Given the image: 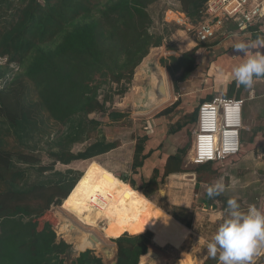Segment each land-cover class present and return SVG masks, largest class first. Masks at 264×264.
Masks as SVG:
<instances>
[{
	"label": "trees",
	"instance_id": "16d2710c",
	"mask_svg": "<svg viewBox=\"0 0 264 264\" xmlns=\"http://www.w3.org/2000/svg\"><path fill=\"white\" fill-rule=\"evenodd\" d=\"M157 1L0 0V58L7 57L8 62L21 68L14 79L0 88V119L16 133L21 130L17 133L19 140L20 137L27 139V128L34 127L47 138L48 149L56 147L48 151L53 163L42 166L40 158L16 153L7 147V141H0V264H64L60 257L68 245L64 241L57 243L52 230L55 220L50 213L52 206L61 204V209L84 225L93 227L100 220L110 225L108 234L115 238L112 242L117 247L116 264H139L141 257L147 255L153 233L149 230L135 234L124 232L140 221L149 206L162 213L171 238L179 231L176 221L190 228L192 213L188 210L170 212L150 200L170 174L186 172L184 157L190 140L158 167L153 161L161 160L164 140L158 147L147 150L150 137L140 134L136 138L130 176L115 177L93 161L119 148L118 142L108 143L102 138L83 152L70 151L71 145L89 141L101 125L99 121L88 120L90 115H107L111 121L126 117L118 112L107 113L106 104L112 96L106 92L100 99V90L113 84L131 85L136 67L152 49L162 47L164 36L150 32L153 20L148 8ZM177 1L178 13L195 22L207 0ZM202 47L197 46L176 60L174 69L178 73L171 72L170 77L178 94L185 93L182 88L187 87L190 77L200 78L204 70L208 71L206 50L202 52L204 61L197 63V51ZM161 64H164L162 59ZM6 74L7 70L0 67V78ZM234 86V83L229 85L225 97L232 96ZM128 91L123 88L119 95ZM213 95L208 92L198 104L195 100L187 121H177L174 129L171 123L178 117L176 111L182 99L162 110L158 117H171L173 121L166 123L163 132L174 135L184 131L186 124L194 125L198 107L211 101ZM190 131L186 130L189 138ZM14 158L20 165L35 168L43 180L29 184L26 170L13 169ZM90 159L82 176L72 171L54 172L56 163L69 165ZM215 163L197 165L194 170L197 183L207 185V189L219 175ZM47 172H53L56 180L45 178ZM128 189L133 195L119 209L117 203ZM205 199L209 208L215 209L217 203L221 211H228L229 199L221 195L209 198L207 194ZM239 204L242 210H247ZM149 213L142 223L150 216L156 224L159 216ZM217 263L218 258L212 256L204 262ZM72 264L104 263L87 251Z\"/></svg>",
	"mask_w": 264,
	"mask_h": 264
},
{
	"label": "rangeland",
	"instance_id": "374dc122",
	"mask_svg": "<svg viewBox=\"0 0 264 264\" xmlns=\"http://www.w3.org/2000/svg\"><path fill=\"white\" fill-rule=\"evenodd\" d=\"M170 9L172 11H176L179 9L177 0H158L155 4H153L152 6L148 8V12L153 20V25L150 29V32L152 34H160L164 36L163 45L160 49L158 48V50H160L161 59L163 60V63H164L162 67L165 69L167 78H168L170 94H171V99L169 100V102L146 116L125 114L126 116L125 118L118 120V121H113V122L107 119V115L92 114L88 117V120L93 119V120L101 122V125L107 126V128L109 129H107L105 133L108 134L110 138H115L116 140L115 142L120 143V147L122 143L125 145L129 144V142L135 138L132 135L135 134V136H137L136 131L141 129L145 125V122L152 120V118L155 117V115L158 112H160L161 110H163L164 108L168 106H171L177 99L181 98L180 96H178L180 94H178L174 90L172 80L170 77V73L172 72L174 75H177L178 71L174 69V67L177 65L176 60L183 53L191 50L192 46L188 45L190 43L189 42L190 36L187 37L184 34L177 33L178 31H182L183 27H180L179 25L173 22L172 23L167 22L168 20L166 19V15L168 13H172L171 11H169ZM152 50L150 52H152ZM200 50L203 51V49H200ZM202 51L201 52L199 50L197 51V53H199L198 56H201V59H199L200 64L205 59L204 57L202 58V55H203ZM220 54L222 53H219L218 55ZM202 77L200 78L190 77L188 79V82L186 83L187 85V87L185 88L186 90L182 88V91H189V92L194 91V93L197 92L196 94H191L188 92L187 96L182 97L181 105L179 106L177 112L181 118L183 117L182 118L183 122L187 121L189 114L191 112L190 107H191V104L193 103L192 98L202 93L203 94H207L208 92L213 93L215 90L214 84H213L214 78L210 77L211 78L210 80V78L208 77V71L204 70ZM5 82H7L5 79H0V88L4 85ZM123 88H128L129 91L124 95H119V92ZM133 89H134L133 82L129 86L127 85V86L120 87V86H116L113 84L111 87H103L100 90V99L103 97V95L106 92H109V94L112 96L110 102L106 104L107 113L115 111L118 108H121L124 105V102L127 96ZM29 126H32V124ZM34 126H37V125H34ZM171 127H174V126H171ZM193 127L194 125H187V124L184 126L185 129L181 133L182 136L179 137L177 140L178 146H182L187 143L188 137L186 135V130L193 129ZM57 128L58 127H56V129ZM17 133H21V130H18ZM17 133L15 132L13 127L10 126L4 119H0V141L2 140L7 141L6 144L8 145L7 147L9 149H11L12 151L16 153L21 152V153L28 154V155L32 154L40 158L41 163L45 166H48L53 163L52 159L48 157V151L56 147H51L48 149V146L46 143L47 138L43 136L40 130L38 131V129L34 127L27 128L28 137L27 139H23V140L21 137L19 140ZM102 137H104L103 131L101 129H97L94 133L91 134V139L83 143V147L77 146V144L75 143L71 145L70 151L73 153H78L79 150L81 149L84 150L90 143H93L95 140L102 139ZM19 141H21L22 143H19ZM174 142L175 141H170V144L172 147L175 146ZM241 145L243 146V144ZM242 146H241L239 155H237L240 158L242 156L243 151H248L246 147L243 148ZM126 152H128V150L122 153V157L124 161L127 155ZM235 159L238 160L237 158ZM89 161L91 160L78 161V162H75L70 167L60 166L59 170L62 173H68L71 171L76 172L82 176V173L84 169L88 166ZM93 161H96L99 165H101L107 171L111 172L115 177L118 176L121 170L127 172V174H130L129 173L130 163H128L127 161L125 164L121 163L120 161L113 162L111 159H109V157L93 158ZM225 161L226 160L215 163L214 168H217L219 170V173L228 164ZM14 162L16 164H14L13 169L20 168V169H24L27 171L28 176H29L28 178L29 184L30 183L34 184L36 182H40L41 180H43L42 177L37 174V172L35 171V168L31 166L27 167L26 165L18 164V161L16 158H14ZM184 168L189 172L194 171L196 168V166L193 163L192 149L190 148L184 159ZM49 177L54 180H56L57 178L53 175L45 176V178H49ZM177 184H181V183L177 182L176 179H171L170 181H167L166 179L165 183L160 186L158 193L155 194L151 200L156 205H160L159 207H164V208H167L170 212H174L172 207H170L168 203L170 199L172 201H175L176 191L181 193V189H179V187L177 188ZM183 190H184L185 195L188 194L185 187L183 188ZM71 193L72 191L70 192V194ZM70 194L68 195V197L70 196ZM193 199H194V202L197 203L196 204L197 206L198 205L201 206L200 202H196V198L193 197ZM61 207H62V204L59 207L52 206L50 213L52 214V212L53 213L56 212V210L61 209ZM217 209L220 210V205L219 204L217 205L216 203V208L211 209V211H218ZM176 210L181 212V210L179 209H176ZM63 212H65L67 217L74 220L75 223L77 225H80L84 230L95 233L104 244L108 246L114 244L112 240L108 239L110 237V235L108 234L110 225L106 224V221L100 220L97 222L96 226H93V227L87 226V225H84L80 220L75 218L73 215H71L67 211L63 210ZM224 212L227 213V211H224ZM155 213L157 214V216H159L156 224L152 223L151 217L149 216L147 220H144V223H142V225H140L137 228H133L129 232H126L128 234H135V233H141L146 230H149L153 233L151 240L154 243H151L149 251L156 253L158 255V258H152L150 255H144L141 257L139 264H196L192 259H194L199 264L200 263L204 264V262H206L207 258L210 256L207 251V243L211 241L218 226L223 222V219H225V217L227 216V214L226 216L222 214L220 218L221 220L214 219L211 221L210 216L205 214L206 212L201 213L200 216L195 217L193 223L191 221L192 227L190 226V228L188 229H185L177 222L179 224V226H177L179 231L177 232L174 238H171L172 233L171 231L166 229L165 227L166 222L163 218L162 213L159 210H156ZM53 219L55 220L54 217ZM55 225H56V220H55V224L53 225V227ZM192 232L197 233L199 235L200 240L195 235H193ZM166 239H168V241H165ZM255 258H254V264H261V262H259V258L258 259L257 258L255 259Z\"/></svg>",
	"mask_w": 264,
	"mask_h": 264
},
{
	"label": "crops",
	"instance_id": "0c3cea01",
	"mask_svg": "<svg viewBox=\"0 0 264 264\" xmlns=\"http://www.w3.org/2000/svg\"><path fill=\"white\" fill-rule=\"evenodd\" d=\"M179 9H180V5H179ZM179 9L176 11H172L170 9L169 11H171L172 13L176 15H180L183 17V15L178 13ZM198 18L199 17H197V19ZM227 32H228L227 34L221 37H217L216 39L211 40L207 43H203V44L197 43L189 37L190 43L188 44L189 46H192L191 50L197 46H203L202 47L203 51L206 50V53H208V57H207L208 77L214 78L213 84H214L215 90L213 92L214 94L213 98L215 96H220V95H223L225 97L226 96L225 94H228L229 85L231 83H234L235 86H234L232 96H228L225 98L244 100V106L242 110V122L244 123L243 125L244 129H242L241 131V142H242L241 144H243V146L242 145L241 146L243 148L246 147L248 151H243L241 158L233 157V158L226 160L225 162L228 164L219 173L218 178L215 181H213V184L219 181L225 185V191L220 194L222 197L227 198V199L235 198L237 199V201L241 202V205L245 207L246 209L249 207V205H255L259 210L264 211V78L254 80V84L251 89H246L243 86L237 87L234 80L232 79V69L240 65L241 63H243L245 59L247 58L246 56L242 54H238L237 52L234 51V44L241 42V41L253 42L258 37H264V24L260 26L257 25L251 28L250 30H248V32L239 33V34L234 29L233 26H229ZM177 33H181L187 36L185 33H183V30L178 31ZM191 42L193 45H191ZM201 51L202 50H200V52ZM219 53H222V54L218 55ZM198 54L199 53H197V57H198L197 63L200 65L199 59H201V56H198ZM258 54H264V47L257 45L256 47L250 49L249 51V55H258ZM188 92L189 91H185L184 94L182 95L180 94L178 96H180L182 99L183 96H187ZM189 93L196 94L197 92L194 93V91H191ZM210 94H212V92ZM204 96L205 94L203 93L198 94L195 97L193 96L194 98H192L193 100L192 104L196 102L195 100H197V104H198L200 98H203ZM160 112H158L155 115V117L152 118V120L145 122V125L141 129L138 128L139 130L136 131L137 136L133 134L132 136L135 138L132 139L129 142V144L125 145L122 143L121 147L114 149L106 154L99 155L95 158L109 157V159H111L113 162L120 161L123 164H125L127 161L128 163H130L129 173L131 174V163L133 161V154H134L136 138L140 134H146L150 137L147 150L153 149V147H156V146L158 147V145L164 140L163 147L160 149V152L162 153L161 160L157 161L158 159H156L153 161L155 165H158V167H161V165L163 164L167 156L172 155V154L174 155L177 152V150L184 147L185 145L178 146V142H177L178 138L182 136L181 133L183 132V130L181 132L179 131L175 133L174 135H168L167 132L166 133L163 132V128L167 127L166 123L173 122V121H171V117L169 119L164 118V117H158V114ZM176 116L178 117H176L174 119V122L171 123L172 126H174V124L177 121H181L182 123H185L182 121L183 117L181 118V120H179L180 117L177 111H176ZM196 118H197V113L195 114L194 127L190 131V138L187 136L188 140H190V147H189L190 149H192L193 132L196 129ZM107 119L109 120L108 117ZM172 128L174 129L175 126ZM98 129H101L103 131L104 137L102 138L105 139L108 143L116 141L115 138H110L108 134L105 133V131L109 129L107 128V126L100 125ZM170 141H175L174 142L175 146L172 147L170 144ZM76 144L77 146L83 147V143H76ZM55 149L56 148H53L51 150L54 151ZM84 150L81 149L79 150V152H83ZM127 150L128 152H126L127 155L124 161L122 157V153H124ZM235 158H237L238 160H236ZM75 162H78V161H73L69 165H62L60 163H56L54 166V172L62 173L59 170L60 166L70 167ZM41 165L43 164L41 163ZM147 169L148 167H145V170ZM52 173L53 172H47L45 174L52 175ZM130 174H127V172L121 170L118 176L116 177H119L121 175L130 176ZM171 179H176L177 182L181 183V184H177V188L179 187V189H181V193L176 191L175 201H172L170 199L168 204L170 207H172L173 210H176V209H179L181 211L188 210V212L192 213L193 215L192 223L194 222V219L196 216H200L201 213H205V212H206L205 214L210 216L211 221L214 219L221 220L220 218L222 214L226 216L227 214L226 212L221 211L219 209H217L218 211H211V208H209L206 205L205 198L207 194V185L202 184V183L200 184L197 183L195 171L189 172L186 170L185 173L170 174L167 177V181H170ZM184 187L186 188L188 192V194L186 195L183 190ZM157 193L158 192H156L155 194ZM154 195H152L151 199L153 198ZM193 197L196 198V202H200L201 206L196 205L197 203L194 202ZM156 210L157 209L155 207L149 206L147 210L144 212V214L142 215L140 221L136 223L131 229L125 231L124 233L129 232L133 228H137L140 225H142V220L144 219L145 214L149 211H151V213L149 214H154ZM176 212L178 213L179 211L176 210ZM148 218L149 216H147L145 220H147ZM178 223L185 229H188L184 224L180 222ZM193 235H195L199 239V235L197 233H193ZM151 243H154V242L151 240ZM256 258L257 259L259 258V262L263 264L264 254H261L257 256ZM192 260L196 264H199L194 259Z\"/></svg>",
	"mask_w": 264,
	"mask_h": 264
},
{
	"label": "built area",
	"instance_id": "2783aa9c",
	"mask_svg": "<svg viewBox=\"0 0 264 264\" xmlns=\"http://www.w3.org/2000/svg\"><path fill=\"white\" fill-rule=\"evenodd\" d=\"M198 17L195 22L185 16L167 22L183 27V33L203 44L227 34L229 26L239 34L263 25L264 0H207ZM243 106L244 100L220 95L198 107L192 137L194 165L221 162L240 153Z\"/></svg>",
	"mask_w": 264,
	"mask_h": 264
},
{
	"label": "clouds",
	"instance_id": "9594fccd",
	"mask_svg": "<svg viewBox=\"0 0 264 264\" xmlns=\"http://www.w3.org/2000/svg\"><path fill=\"white\" fill-rule=\"evenodd\" d=\"M257 45L264 47V37H258L253 42L234 44V51L247 57L232 69V79L237 87L251 89L254 80L264 78V54L249 55L250 49ZM0 67H4L9 74L8 77L6 74L0 78L7 82L21 72V68L8 62L7 57L0 58ZM224 191L225 185L217 181L208 187L207 196L212 198ZM227 205V216L207 243V251L213 258H218V264H254V258L264 254V211L255 205L242 210L235 198H230Z\"/></svg>",
	"mask_w": 264,
	"mask_h": 264
},
{
	"label": "water",
	"instance_id": "95a60500",
	"mask_svg": "<svg viewBox=\"0 0 264 264\" xmlns=\"http://www.w3.org/2000/svg\"><path fill=\"white\" fill-rule=\"evenodd\" d=\"M134 89L127 96L124 105L113 112L146 116L162 107L171 99L168 78L161 64L160 50H152L136 67L133 76ZM56 225L52 227L57 243L64 241L68 248L61 255L64 264H72L81 254L90 251L104 264H116L117 247L104 244L93 232L84 230L63 210L52 212ZM113 240L115 238H108ZM147 255L152 258L154 252Z\"/></svg>",
	"mask_w": 264,
	"mask_h": 264
},
{
	"label": "bare ground",
	"instance_id": "6f19581e",
	"mask_svg": "<svg viewBox=\"0 0 264 264\" xmlns=\"http://www.w3.org/2000/svg\"><path fill=\"white\" fill-rule=\"evenodd\" d=\"M179 16L178 19H181L182 17H180V15H175V14H172V13H168L166 15V19L168 21L170 20H174V19H177V17ZM155 50V49H154ZM107 179H109V177H107ZM109 181H111V179H109ZM133 193L130 189H128L125 194L121 197V199L118 201L117 203V207L119 209H123L125 203L132 197ZM153 257L155 258H158V255L155 253V255H153ZM162 263V262H161Z\"/></svg>",
	"mask_w": 264,
	"mask_h": 264
}]
</instances>
